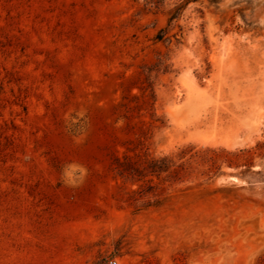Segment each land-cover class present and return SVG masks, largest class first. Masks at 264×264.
<instances>
[{
	"label": "rangeland",
	"instance_id": "obj_1",
	"mask_svg": "<svg viewBox=\"0 0 264 264\" xmlns=\"http://www.w3.org/2000/svg\"><path fill=\"white\" fill-rule=\"evenodd\" d=\"M111 261L264 264V0H0V264Z\"/></svg>",
	"mask_w": 264,
	"mask_h": 264
},
{
	"label": "trees",
	"instance_id": "obj_2",
	"mask_svg": "<svg viewBox=\"0 0 264 264\" xmlns=\"http://www.w3.org/2000/svg\"><path fill=\"white\" fill-rule=\"evenodd\" d=\"M178 9H181V8H178ZM173 18H174V17H173ZM173 18H171V19H173ZM158 38H159V40H160V39L162 38V35H159ZM125 163H126V162H121L120 159H118V165H119V166L122 167V166L126 165Z\"/></svg>",
	"mask_w": 264,
	"mask_h": 264
},
{
	"label": "built area",
	"instance_id": "obj_3",
	"mask_svg": "<svg viewBox=\"0 0 264 264\" xmlns=\"http://www.w3.org/2000/svg\"><path fill=\"white\" fill-rule=\"evenodd\" d=\"M110 264H117V262L116 261H111Z\"/></svg>",
	"mask_w": 264,
	"mask_h": 264
}]
</instances>
